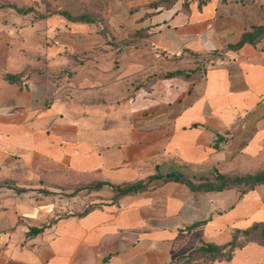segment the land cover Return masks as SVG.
I'll use <instances>...</instances> for the list:
<instances>
[{"label":"crops","instance_id":"obj_1","mask_svg":"<svg viewBox=\"0 0 264 264\" xmlns=\"http://www.w3.org/2000/svg\"><path fill=\"white\" fill-rule=\"evenodd\" d=\"M151 2L109 0L104 34L0 9V264H169L264 224V184L162 179L264 169V37L226 49L264 0ZM152 177L116 199L87 188ZM212 264H264V244Z\"/></svg>","mask_w":264,"mask_h":264},{"label":"trees","instance_id":"obj_2","mask_svg":"<svg viewBox=\"0 0 264 264\" xmlns=\"http://www.w3.org/2000/svg\"><path fill=\"white\" fill-rule=\"evenodd\" d=\"M175 1L172 0L170 4L165 7L171 6ZM193 0H183L184 7L187 8L189 3ZM199 7L206 3L207 0H197ZM154 7L160 6V3H152ZM12 8L19 14H26L33 12L36 17H45L52 14H58L63 16L70 22L89 23V24H101V32L104 34L106 30V21L103 17L96 16L90 11L83 9L79 12H72L67 9H58L55 12H49L47 14L36 13V10L32 6L19 7L15 3L8 0H0V9ZM47 11V8H45ZM264 37V25H258L252 27L250 30L245 31L240 40L236 44H231L226 47L228 50L239 49L242 45L249 43L255 45L257 41ZM218 52H213L212 55H216ZM201 67H206V62H202ZM193 72L184 73L186 76H190ZM183 74V73H176ZM20 75L6 74L5 79L10 83H20ZM154 179L149 178L146 182L137 181L134 183L125 184H109V183H97L95 185L88 186L90 190L100 189L103 185H108L114 192V199L124 194H132L143 191L149 185V182ZM163 181H177L185 183L189 190L193 193L204 191H216L227 188H237L244 193L253 189L255 186L264 184V169L258 170L249 174H217L215 179L211 182H202L199 184L193 183L191 180L183 179L176 175H167L162 177ZM94 205L88 206L85 211L91 209ZM244 239L238 240L237 234L234 233L233 239L225 244H215L212 242H203L187 255L178 257L175 261L169 264H212L216 261H229L234 253L236 247L242 246L246 241L255 240L264 244V224H255L251 228L242 232Z\"/></svg>","mask_w":264,"mask_h":264},{"label":"rangeland","instance_id":"obj_3","mask_svg":"<svg viewBox=\"0 0 264 264\" xmlns=\"http://www.w3.org/2000/svg\"><path fill=\"white\" fill-rule=\"evenodd\" d=\"M19 7L32 6L37 8L36 13L47 14L58 9H67L72 12H79L86 9L96 16L104 17L109 0H8ZM172 0H152V3H160V6H167ZM47 8V11L46 9ZM4 12H7L4 11ZM7 16V15H5ZM36 17V16H35Z\"/></svg>","mask_w":264,"mask_h":264}]
</instances>
